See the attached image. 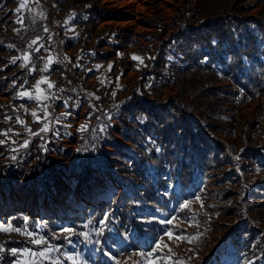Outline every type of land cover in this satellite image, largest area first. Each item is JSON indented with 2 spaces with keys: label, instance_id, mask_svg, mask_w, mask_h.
Returning a JSON list of instances; mask_svg holds the SVG:
<instances>
[{
  "label": "rangeland",
  "instance_id": "obj_1",
  "mask_svg": "<svg viewBox=\"0 0 264 264\" xmlns=\"http://www.w3.org/2000/svg\"><path fill=\"white\" fill-rule=\"evenodd\" d=\"M200 1L135 0L125 6L115 0H26L27 6L17 13L20 0H0V133L13 130L8 137L0 135V140L6 141L0 145V223L17 227L11 223L10 216L18 212L24 218L35 216L39 219L35 225L24 221L17 228L26 227L59 248L60 252L52 256L59 257L61 264H73L61 253L78 256L77 264L100 262L97 260L99 250L90 248L79 232H73L71 244L64 239L67 233L61 235L63 229H71L67 226L68 219L88 203L74 211L71 204L79 197L98 202L123 193V187L100 161L104 158L98 147L102 145V136L110 133L129 151L118 121L122 98L136 93L164 105L174 98L180 78L169 81L166 76L156 78L147 74L154 71L153 64L159 60L164 41L180 27L199 26L209 6L208 0ZM222 1L220 6L218 4L219 12L231 8L239 10L237 15L241 18L264 20V0ZM18 17L23 18L22 24L17 23ZM32 40L38 41L33 48L43 45L39 52L28 47ZM25 52L31 54L30 62L27 67H21ZM49 56L53 62L45 72ZM134 56L140 57L142 62L133 59ZM14 58L15 64L12 63ZM41 77H47L55 85L50 90L46 84L41 88L58 97L44 102L50 113L48 132H40L44 121L37 102L19 96L22 91H32ZM212 83L214 87L230 84L218 71ZM225 105L231 110H225L223 118H232L233 131L214 134L219 141L231 146L230 154L221 157L223 167L217 171L196 170L193 181L186 186L179 181L171 183L169 192L175 194L171 209L137 206L136 213L144 222L155 220L166 226L158 238H162V248L154 255H170L167 264H191V260L208 264L211 259L213 264H236L229 232L239 221L241 210L230 212V208L231 204L240 203L241 189L245 187L246 194L251 192V185H245L247 177L237 168V163L249 164L251 160L240 155L262 144L259 142L263 140L260 124L264 121V92L241 105L237 101ZM32 110L41 117L40 123L34 121ZM62 113L70 115L56 122L54 118ZM17 118L40 135H29L24 126L17 123ZM81 125H86L85 130H80ZM24 140L30 142L27 148L20 147ZM13 148L17 150L12 151ZM103 149L113 152L108 145ZM13 156L16 159H12ZM24 197H35L37 214L25 209L28 201L24 203ZM53 199L58 204L52 202ZM185 201L192 202L189 209L181 208ZM17 203L18 209L13 211ZM56 205L60 215L68 209L70 215L67 218L52 216ZM46 206H51L53 212L49 216L39 215ZM43 219H55V225L39 224ZM167 220L173 223H161ZM166 232L185 239H169ZM0 233L9 239H22L36 250L37 246L28 244L27 237L21 234ZM128 237L140 249L115 258L106 253L105 264H145V258L139 254L151 252L158 239L129 234L124 237V243ZM89 248L92 253L87 251ZM258 264H264V255L258 259Z\"/></svg>",
  "mask_w": 264,
  "mask_h": 264
},
{
  "label": "trees",
  "instance_id": "obj_2",
  "mask_svg": "<svg viewBox=\"0 0 264 264\" xmlns=\"http://www.w3.org/2000/svg\"><path fill=\"white\" fill-rule=\"evenodd\" d=\"M223 2L208 0L198 27H180L162 43L154 71L147 75L166 76L169 81L180 78L177 93L168 104L136 93L120 102L122 119L118 121L129 151L110 133L102 136L98 147L104 158L100 161L123 187V193L86 204L67 223L79 234L87 233L89 247L99 250L100 262L95 264H105L106 253L115 258L139 250L131 237L123 242L126 235L157 240L165 232L166 226L158 221L144 222L136 213L137 206L171 209L175 197L169 192L171 183L179 181L186 186L193 181L196 170L221 169V157L230 154L231 146L214 134L233 131L232 118H223V112L231 110L225 103L237 101L241 105L264 92V20L241 18L239 10L231 8L219 12L218 4ZM216 71L229 81L228 86H213ZM260 130L261 146L240 155L251 162L237 163L251 192L246 194L245 187L241 189L240 203L230 208V212L241 210L239 221L229 232L236 264H258L264 255V121ZM105 145L111 146L113 152L105 151ZM106 216L108 219L101 224ZM10 221L19 227L24 221L35 225L39 219L24 218L18 212L10 216ZM55 222L43 219L39 224L52 227ZM1 238L0 245L6 251L0 252V264L13 263L15 258L8 249L28 247L22 239ZM191 264L199 262L191 260ZM208 264H213V259Z\"/></svg>",
  "mask_w": 264,
  "mask_h": 264
},
{
  "label": "snow or ice",
  "instance_id": "obj_3",
  "mask_svg": "<svg viewBox=\"0 0 264 264\" xmlns=\"http://www.w3.org/2000/svg\"><path fill=\"white\" fill-rule=\"evenodd\" d=\"M38 2V0H37ZM27 6L26 0H20L19 6L16 8V12L19 13L22 9H24ZM17 23H23V18L18 17ZM45 32L48 31L47 28L44 29ZM38 43L37 40H32L31 44H29V48L32 49L33 52H39L41 48H43V45H40L39 47L33 48V45H36ZM30 56L31 54L29 52H25L22 59L24 61V64L21 65V67H27L28 63L30 62ZM133 59L136 60H141L140 57L134 56ZM53 60L52 57L49 56L47 57V63L45 64V67L43 71L47 72L48 71V66L52 64ZM142 62V60H141ZM12 63H16V58L12 60ZM111 67V66H109ZM103 83V81H101ZM47 85V90H50L55 87V85L48 80L47 77H41L39 81H37L36 85L34 86V89L32 91H22L19 93V96L21 98H28L29 100H35L38 104L39 110L43 113V127L40 128V132H48L50 131L49 124H48V118H49V110H48V104L44 103L45 101L48 100H55L58 99V97L55 96L54 93H51L47 91L46 89L41 88V85ZM60 91H63V89H60ZM97 99H99L97 97ZM65 106H67V102H65ZM27 111V109H26ZM31 116L34 118V121L37 123L41 122V117L38 115L36 110L31 111ZM70 115V113H62L61 116L55 117V121L59 122L61 117ZM8 119H11L10 117ZM17 123L20 125L24 126L25 131L29 133V135H34V136H39L40 132H33L30 128H27L25 125V122L19 118H17ZM86 125H81V131L85 130ZM12 129H7L6 131L0 133V135H3L5 137H8L10 133H12ZM16 135H20V133H16ZM6 143L5 140H0V145H4ZM12 143H16L15 141H12ZM28 140H24L23 143L20 145V147L27 148L29 145ZM17 149L13 148L12 151H16ZM12 159H16L15 156L12 157ZM199 199V197H197ZM191 201H185L183 204H181L182 209H189L191 205ZM108 219L106 216L104 220H101L100 223L104 224L105 221ZM175 219V218H173ZM91 223V222H90ZM161 223H168L172 224L173 220H167V221H161ZM0 232L4 233H11L15 232L18 234H21L25 237H27V243L30 245H35L36 250H33L31 247H25L23 249H17V248H12L8 249L11 253V255L15 258L13 260V264H45V262H48V264H61V261L59 257H53L52 253L54 252H60V249L57 248L56 246L52 245L48 240H46L43 236H40L36 232L33 231H28L27 228H17L13 227L11 224H9L7 227L4 226L3 223H0ZM74 230L73 229H63L61 232V235H64L67 233L68 235H64V239L71 244L72 243V234ZM100 233H103V228L100 229ZM80 235H83L85 239H88V234L87 233H81ZM165 235L169 237V239H172L174 237V234L172 232H166ZM176 240H183L185 237L182 236H175L174 237ZM166 247V245H164ZM162 248V238L158 239L156 241L155 247L151 252H148L147 254L145 253H140L139 255L145 258V264H159L161 260L165 261V264H167V261L171 260V256H166V257H158L155 256L154 254L161 250ZM6 249L4 246L0 245V252H5ZM169 252H171V249H169ZM61 255H64L65 259L73 261V264H77L78 261V256L74 255H68L61 253ZM119 264V262H118ZM134 264H138V262H134Z\"/></svg>",
  "mask_w": 264,
  "mask_h": 264
},
{
  "label": "bare ground",
  "instance_id": "obj_4",
  "mask_svg": "<svg viewBox=\"0 0 264 264\" xmlns=\"http://www.w3.org/2000/svg\"><path fill=\"white\" fill-rule=\"evenodd\" d=\"M111 1V0H110ZM114 1V0H113ZM115 1H119L123 4H125V6H129L130 4L134 3L135 0H115ZM116 4V3H115ZM120 4V3H119ZM124 8V7H123ZM137 9V8H136ZM130 11V10H129ZM66 179V178H65ZM60 186V185H59ZM64 186V185H63ZM21 187V186H20ZM29 189V188H28ZM28 192V191H27ZM64 192V191H63ZM18 193V192H17ZM24 193V192H23ZM28 194V193H27ZM33 194V193H32ZM65 194V193H64ZM47 195V194H46ZM58 195V194H57ZM62 195V192L59 193V197H61ZM20 196V195H19ZM28 196V195H27ZM53 196V195H52ZM21 197V196H20ZM39 197V195H38ZM35 197H31V199L27 198V197H24L23 198V202L25 203L26 201L27 204L25 205V209L28 211V212H31L32 214H37L35 212H37L35 209L37 207V204H36V200L34 199ZM55 198V197H54ZM16 199V198H15ZM44 199V198H43ZM66 199V198H65ZM4 200V199H3ZM50 200V199H49ZM63 200V199H62ZM52 202L58 204V202L56 200H52ZM61 202V198H60V201ZM97 202V200L95 199H92V198H88V197H85V198H82V197H79L78 199H76L72 204H71V207L74 208V210H76L77 208L81 207L83 204L85 203H92V204H95ZM19 203L15 204V206L13 207V211L17 210L18 209V206ZM62 206V205H61ZM39 207V206H38ZM57 209L56 211L53 212L52 210V207L51 206H46L44 207L41 212L39 213V215H42V216H49L50 215V212H53L52 213V216H55L57 218H67L69 215H70V210L68 209L66 212H64L62 215L59 214L58 212V205H56ZM24 209V210H25ZM40 209V208H39ZM55 210V209H54ZM72 211V210H71Z\"/></svg>",
  "mask_w": 264,
  "mask_h": 264
},
{
  "label": "crops",
  "instance_id": "obj_5",
  "mask_svg": "<svg viewBox=\"0 0 264 264\" xmlns=\"http://www.w3.org/2000/svg\"><path fill=\"white\" fill-rule=\"evenodd\" d=\"M124 98H126V96H124V97L122 98V100H123Z\"/></svg>",
  "mask_w": 264,
  "mask_h": 264
}]
</instances>
